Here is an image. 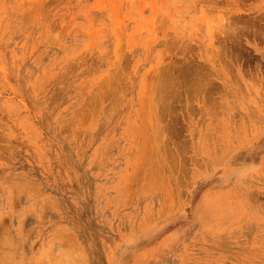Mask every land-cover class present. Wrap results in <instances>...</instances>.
Returning <instances> with one entry per match:
<instances>
[{"label":"rangeland","instance_id":"1","mask_svg":"<svg viewBox=\"0 0 264 264\" xmlns=\"http://www.w3.org/2000/svg\"><path fill=\"white\" fill-rule=\"evenodd\" d=\"M263 24L264 0H0V264H264Z\"/></svg>","mask_w":264,"mask_h":264},{"label":"bare ground","instance_id":"2","mask_svg":"<svg viewBox=\"0 0 264 264\" xmlns=\"http://www.w3.org/2000/svg\"><path fill=\"white\" fill-rule=\"evenodd\" d=\"M255 17H256V16H255ZM255 17H254V19H255ZM262 18H263V17H262ZM251 20H252V19H251ZM239 21H240V20H239ZM254 21H255V20H254ZM242 22H243L244 24H243ZM242 22H241V23H242L241 25H243L242 27L245 28L244 31H245L246 29H248V30H252V29L254 30V29H255V31H257V30H256V23H254L253 20H252L251 24H248V23H249L248 21H247L246 23H245L244 21H242ZM238 23H239V22H237V21H231V22H230V21H229V22L227 21V23H224V24L222 25V30H223L222 33H223V34H225V33H226V34H227V33L229 34L230 31H231V32L236 31V30H237V27H238V26H237ZM262 23H263V22H262ZM263 25H264V24H263ZM239 26H240V25H239ZM257 28H258V27H257ZM241 30H242V28H241ZM248 30H247V31H248ZM239 31H240V30H239ZM251 32H252V31H251ZM223 34H222V35H223ZM223 45H224V44H223ZM219 49H220V51L223 50V52H225V49H226V48H225L224 46L221 45V48H219ZM227 51H228V50H227ZM227 51H226V52H227ZM226 52H225V53H226ZM221 53H222V52H221ZM227 53H228V52H227ZM223 54H224V53H223ZM224 55H225V54H224ZM224 55H223V56H224ZM234 58H235V57H234ZM236 61H237V60H236Z\"/></svg>","mask_w":264,"mask_h":264}]
</instances>
